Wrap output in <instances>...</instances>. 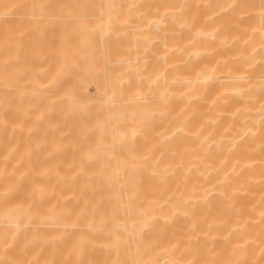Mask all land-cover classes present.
Listing matches in <instances>:
<instances>
[{"label":"bare ground","instance_id":"bare-ground-1","mask_svg":"<svg viewBox=\"0 0 264 264\" xmlns=\"http://www.w3.org/2000/svg\"><path fill=\"white\" fill-rule=\"evenodd\" d=\"M0 264H264V0H0Z\"/></svg>","mask_w":264,"mask_h":264},{"label":"rangeland","instance_id":"rangeland-1","mask_svg":"<svg viewBox=\"0 0 264 264\" xmlns=\"http://www.w3.org/2000/svg\"><path fill=\"white\" fill-rule=\"evenodd\" d=\"M97 2L98 0H92V2ZM78 7H80V6H78ZM96 68V67H95ZM99 72H94V74L95 75H97ZM93 102H95V104H96V110H97V116H96V121L98 122V123H101L102 121H103V115H102V113H100V108H101V103H100V101H99V99H98V97H97V95H95L94 97H93ZM100 136H102L103 137V135L102 134H99L98 135V138L100 137ZM109 204L111 205L110 207H111V214H110V217H111V222H117V214H116V209H117V204H118V201L116 200V198H111L110 200H109ZM77 219V218H76Z\"/></svg>","mask_w":264,"mask_h":264}]
</instances>
